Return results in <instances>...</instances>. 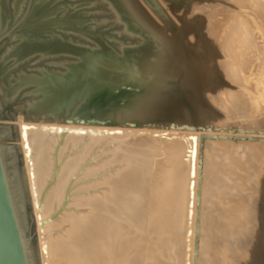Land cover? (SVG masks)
<instances>
[{"label": "bare ground", "instance_id": "6f19581e", "mask_svg": "<svg viewBox=\"0 0 264 264\" xmlns=\"http://www.w3.org/2000/svg\"><path fill=\"white\" fill-rule=\"evenodd\" d=\"M209 1H212V0H209ZM230 2L235 4L236 5L235 7H239L240 9H245L246 12H248L246 16L247 18H245L243 15H240L239 14L240 11L238 12V14H236L237 12L235 13L234 8L232 10V8L227 7L222 10L221 9L222 6L225 5V4L224 5L222 4V6H220L221 8L218 7L220 9V11H218L219 9H217L218 12H215L214 9H213L214 12L210 11V13L209 11L208 13L207 11H204V14L202 15L203 16L205 15L204 18L208 20L207 22L208 24L206 23L207 25L206 24L203 25L204 29H201L202 26L200 27V29L197 28L199 27L198 23L197 24L194 23L198 26L197 27L195 26L192 28V26L194 25L192 24L190 25L191 26L189 28L190 30H188L189 25L187 23V26L186 25L185 26L187 27L186 30H188V34H186L184 38H187V37L188 38L185 39L184 41L182 40L179 41L177 38L178 41L175 40V43L177 45L178 43L179 44L183 43L182 45L184 47V51H181L182 50L181 47H180L181 50H179L178 48L179 52L180 51L184 52L182 54H179L178 52V54L182 56V59L184 61L182 62L184 63L183 65H186V64L194 65L196 63L204 64L201 66L199 70L195 71L196 74L206 73L205 75H207L209 79L210 78L211 79L223 78L222 75H217V76L214 75L219 70L220 71L224 70L225 73L227 74V78L225 77L227 80L223 78L225 81H227V83L225 84L222 82L225 85H223L222 83L217 84V82H219L218 79H217L218 81L214 80V84H217L220 86L221 84L223 85L218 88L217 87L215 88V86L213 87V89L215 88V90H213V93H218L217 94L218 99L216 98L217 101H214L216 102V104H214V107H213V108L215 107L218 108L217 110H215L216 112L214 111L215 115L216 114L218 116L221 115V113L223 112L220 110L222 109L221 106L229 103L231 104V106H234L233 113L231 114L244 112L243 115L245 119L251 120L253 117L250 119V116L251 115L253 116L252 113L254 111H257V112L261 111L263 113L262 115H264V0H230ZM230 2H228V4ZM171 7L172 8H170V10L173 11L172 10L173 6ZM202 15L200 14V16ZM175 18H176V15H175ZM197 19L196 21L198 22ZM175 28H178V27L175 26ZM175 28H173L172 31L175 34L176 33L179 34L180 36L181 32L180 33L175 32L174 31L176 30ZM165 30L167 29L165 28ZM165 30L164 32H166ZM184 32L185 31H183V33ZM182 35H181V39H183ZM207 60L208 62L210 60H213L214 62L208 63ZM179 61L180 60H178V62ZM176 65H181V64L178 63ZM181 67L179 66L180 72H183V70L186 67L184 69L182 67L183 69L182 71H181ZM187 69H189V67H187ZM194 69L190 68V70H188L187 72H183L181 74H179L178 72V75L182 76L181 78H184L186 81V77H188L190 75L189 73L191 72V70L194 71ZM224 71H222V73ZM195 73H193L194 76L196 75ZM217 74H221V73L219 72ZM194 76L192 80L195 79ZM188 78H191V77L189 76ZM185 81L183 82L185 83ZM186 83L187 84H184V85H186L185 87H188L187 86L188 79ZM197 84H198V81H197ZM211 84H213V82ZM190 86H194V84L190 85L189 83V88H188L189 91H190V88H193ZM208 86L209 84L207 86L205 85L204 87H208ZM195 92H194V95H195ZM189 96L192 99L193 96L191 95ZM195 96L198 97V95H195ZM209 96L210 94L207 96L208 99H209ZM181 99L182 98H180V100ZM183 99H184V96H183ZM186 99L190 100L188 98ZM177 100H175L173 103L171 99V102L173 103V105L177 103L176 102ZM190 101H187V102L193 103V101L191 102ZM211 104H212L211 106H213V101ZM169 105L171 104L169 103ZM251 105L253 106V110L249 111L248 107ZM192 106L194 105L192 104ZM185 108L183 109L186 110ZM224 108L223 109L226 110L228 114L232 112L230 111L231 109H229L228 106ZM183 109L181 108L182 111H184ZM188 111H191V109ZM185 112L184 114H186ZM173 114L171 115V112H170V115L172 117L175 116ZM180 114H182V112H180ZM197 115H199V113H197ZM165 116L167 115L165 114ZM163 117L164 116H162L161 118L163 119ZM178 117H176V119L180 118ZM176 119L175 121H177ZM219 119L221 118L219 117L216 120H214L215 123L212 122L213 123V124L211 123L212 125H209L205 122L201 123L204 119L203 120L201 119V121H199L198 123L193 122V120L192 122L191 120L190 122L187 120L186 122H189L187 126H190V127L194 126L196 128H201L202 126L204 127V125L209 126V128H206L204 133L201 135L198 132L192 133V132L187 131L186 129H182V128L174 129L172 127H163V128L132 127V128H129V127H119V126L25 122L22 117H19L17 121V125L21 130L19 141L21 142L20 146L22 149V153H23L24 161H25V167H26V172L24 173H26L27 176L26 177L24 176L25 183H23V178L22 179L19 178L18 172H17L18 168H16V153L17 152H15L14 149L12 148H8L9 149L8 153L11 155V158H12V162H11L12 169H11L9 176H10L11 187H13L12 190H13L15 205L17 206L16 209H17L18 217L22 225V231H23V235L25 238V243L27 246L30 263L39 264L38 261L40 260V264H117L119 258L120 259L123 258V261H125L124 258H127V260L123 264H149L150 259H151V257H149L150 254H154V255L156 254L159 258L157 257L158 259H155L156 260L155 264H180L179 260L181 259V256H182V253H181L182 245H179V243L185 241L184 240L185 236L189 233L192 227L194 228V231H197V226H198L197 222L199 221V233L200 234H199V248H198L197 257H199L200 261L196 264H201V257L204 258V256H201L202 251L204 250L203 246H204L205 239L207 238V236L204 234L205 229L203 230V228H205L204 227V221H205L204 212L206 211V209L204 211V206L205 208H207V206L205 205L206 196L208 194H212V192H210V189H209V192H207L206 190L207 186L212 183V180L216 181L215 183H217L218 181H221V179L223 178H224L223 179L224 182L221 181L220 183L223 182L224 185H226L228 184V182L230 181L229 179L231 178V177L227 178L226 174L225 175L222 174L224 175V177L222 175H221L222 177L220 175L218 177V174L221 173L218 170L219 173L215 174L217 176L214 177L212 175L214 177L212 180L207 179L208 177L207 174H209L210 172L208 166L209 164L211 165L213 161H215L213 160L212 163H210L211 159L210 160L208 159V158H212L211 154L209 155V153L211 152V149L209 151L210 147L208 148V146L212 144L213 146L211 147L213 151L214 150L220 151V148L229 149L232 147L228 148V146H233V147H236L238 151L244 148L245 150H248V151H252V152L256 151L258 153H261V156L264 155V130L263 129H259L254 126H253L254 128H250L249 125L248 127H246L247 125L243 126V124H241L242 126L234 125V124L232 125L231 123L227 124L229 121L223 122L224 121L223 119L222 120H219ZM180 121H182V119ZM259 121L260 123H262L264 121V116L262 117V119H259ZM167 122H174V119H172V121L170 119V121H167ZM241 122L243 121L241 120ZM233 123H236V122H233ZM3 130H5L3 132V139L5 138L7 140L8 138H10L12 130L10 129V127H6ZM93 133L98 134L101 137L111 136L114 138L117 137V139L119 138L121 140L120 147L118 148V150H120V154H117V155H121L120 159L124 165V169H122V171H119L118 174L115 176V178H112V180L109 183L110 191L108 192V194H105L103 197L98 196V195H93L90 193V191L88 193L87 191L90 189L89 186H84L83 188H80L81 191H79V193L75 195V192H74L75 188L72 186L73 179L71 180V178L74 176L75 172L77 171L76 167L79 166L84 155L83 156L80 155L78 158H74V159L71 158L66 162L62 160L63 159L62 156L64 154L63 149L59 152L60 153L59 156L56 155V151H58L57 150L58 146H60V143H59L60 140L58 139L59 140L58 141L55 138L56 136L57 138L59 137L62 140L65 137V134H68L69 136L68 138L74 139L77 145L78 141L81 140V137L83 135H86V134L92 135ZM203 135H209L210 138L206 139L204 142V145L202 146L201 137ZM162 136H171V137L174 136L176 138H180V140L176 141L175 148L169 149L167 145L162 142ZM238 139H246V140H238ZM99 140H101V138H99ZM225 142L227 143L226 145H225ZM191 149L194 150V156L192 157L189 154ZM231 150L233 151L234 149H230V151ZM227 151L226 153H224L225 155L224 160L223 161L221 160L223 163V166L221 169L222 173H223V168H226L232 172L231 175L238 176L237 174H239L243 170H246L247 167L244 166L246 163L245 164L239 163L240 162L238 159L239 157L235 158V156L233 157L232 152L228 153ZM237 152H236V156L239 155V154L237 155ZM243 152L244 151H242V153ZM219 160L215 161L216 165H217V161ZM60 161H62L61 171H59L58 169V164H60ZM222 163L220 162L219 166L220 164L222 165ZM211 171H212V168H211ZM214 171H212V173H214ZM87 174L88 172L85 173V175ZM209 178H211V176ZM53 180L56 182L54 183ZM235 181H237V179ZM68 182L69 184L67 185ZM238 183L239 182H237L236 186L240 187L241 185H238ZM262 186L264 188V183L260 185V187ZM241 187H243V185ZM213 188H215L213 189L215 193H218L216 192V190L219 189V186H217L216 184V186L214 185ZM26 189L29 192L30 196L27 195ZM225 190H227V188ZM228 191H231V190H228ZM147 192H148V195L150 196V199H152L151 202L153 203V205L151 207L153 208H152V211L149 210V212H146L148 213L146 215L145 214L144 215L135 214L137 218L142 222L143 228L146 229L144 232L140 233V230H141L140 227H138L134 223L135 217L132 219L133 221L132 224H130L131 222H129L128 224L124 222L122 223L121 219H123V217L120 216L121 215L120 212L122 213V216L123 215L132 216L135 212L134 210L139 207V204H141L139 202L141 196ZM226 192L227 191H225V193ZM259 193L261 195L262 193L261 190ZM221 194H222V190H221ZM231 194L232 193L228 195H231ZM222 195H219V196L221 197ZM228 195L226 197H230ZM28 196L30 197V199L28 198ZM199 196H200V199H199ZM226 197L224 196L225 199H227ZM262 197L259 198L258 201L261 203V206H262L261 207L262 210L260 211V214L263 218L262 221H264V198ZM73 198L74 200H72ZM212 198L213 197L209 199H212ZM224 198H222V200ZM229 199H231L232 201L234 198L232 199L230 197ZM71 200H72V203L70 204ZM214 200L215 199L211 201H214ZM231 201L227 200V204H224V205L225 206L228 205L229 208L235 209V212L237 211V214L241 210L243 213L242 212L239 213V215H237V218L239 217L241 218V216L244 213L246 212L248 213L250 209L251 210L253 209V208H250L251 206L249 204H246V206L249 205L250 207L248 206L246 207V209L243 210L244 206L241 204L244 200L241 201V203L238 202V205L236 204L234 207H232L234 203L232 204ZM235 201L233 200V202ZM207 202H210V201H208L207 199ZM254 202L255 201H253V203ZM28 203L33 208V214H34L33 216L35 217V220H36L34 223H36V226H37L36 227L37 237H38V242L40 245L39 253H38V250L36 251V249L33 247L32 239L30 238L32 231L29 226V224L31 223H29L30 214L28 213ZM55 205H57L56 211L54 209ZM68 209L72 212L66 213ZM61 211L65 212L66 214L64 213L65 215L62 216ZM212 212H213V209H212ZM211 213L210 214L208 213V214L211 215ZM58 214L61 219L58 222H53L54 216ZM206 216L208 217V215ZM228 217L231 219L232 215L230 214ZM188 221L191 222L192 224L190 225V230H189V227L187 226L185 228L184 227L181 228L184 224L188 223ZM240 221L237 219L235 221V224L239 225ZM218 222L221 223L222 221L221 222L218 221ZM213 223H216V222L213 221ZM206 225L208 226V224H205V226ZM262 226L264 227V222H262L261 227ZM120 228H123V230H121ZM221 229L224 230V228H221ZM28 231L30 233L29 235L27 234ZM220 232L221 231L219 230V233ZM222 234H225V233H222ZM261 234L263 235V237L261 235L262 240H264V230L262 231ZM158 235L169 236V240H163L157 237ZM251 235L252 234H250L249 236ZM167 241H170L169 245L168 247H166V249H164L163 245ZM231 241H229V243L234 242V241L233 242ZM35 244L37 243H34V245ZM193 247H195V245ZM157 250L159 251V253L156 252ZM117 251L121 253L120 255L121 257L117 256L116 254ZM219 254L221 256V252ZM206 258L209 259L210 257H206ZM224 258H226V256ZM176 260H178L179 262L176 263L175 262ZM247 261L248 262L246 264H253L256 261V259H250ZM122 262L119 261V264ZM208 262L209 261H207V264ZM211 262H213V260Z\"/></svg>", "mask_w": 264, "mask_h": 264}, {"label": "water", "instance_id": "95a60500", "mask_svg": "<svg viewBox=\"0 0 264 264\" xmlns=\"http://www.w3.org/2000/svg\"><path fill=\"white\" fill-rule=\"evenodd\" d=\"M144 1L175 27L157 0ZM176 56L139 0H0V120L198 132L158 120L186 94L171 73ZM3 150L0 142V264H31Z\"/></svg>", "mask_w": 264, "mask_h": 264}, {"label": "rangeland", "instance_id": "374dc122", "mask_svg": "<svg viewBox=\"0 0 264 264\" xmlns=\"http://www.w3.org/2000/svg\"><path fill=\"white\" fill-rule=\"evenodd\" d=\"M158 1V3L161 5V7H162V9L164 10V12H165V14L168 16V18L170 19V21L173 23V25L174 26H176V27H178V28H175V27H173V26H167L166 25V22L158 15L157 16V14L150 8V6L146 3V1H144V0H139V3H140V5L146 10V12H147V14L149 15V17L152 19V20H154V22L155 23H157L160 27H161V29L163 30H165V28L167 29V30H165L166 32H164V30H163V32L168 36V38H170L171 40H172V43L174 44L175 43V40L176 41H180V40H182V41H184L185 39H187V38H184V36L186 35V34H188V30H190L189 28L191 27L190 25H192V24H194V23H198V25H199V27H197L198 25H196V24H194L193 26H192V28L193 27H197V28H199L200 29V27H201V29H204V27H203V25H205L207 22H208V20L206 19V18H204V16L202 15V14H204V11H207V13H208V11H209V13H210V11L211 12H214V10H215V12H218V11H220V9L219 8H221L220 6H222V4L225 6H222V10L223 9H225V8H232V10H233V8H234V10H235V13L236 14H238V12L240 11V15H243L245 18H247L246 16H247V14H248V12H246V10L245 9H240L239 7H235L236 5L235 4H233L232 2H230V0H212V1H209V0H206V1H196V2H194V3H191V4H188V5H186V6H183V7H180V8H178V7H176L170 0H157ZM164 1H165V3H164ZM164 4H163V3ZM222 2V3H221ZM228 2H230L229 4H228ZM216 3V4H215ZM218 3H219V5H218ZM221 4V5H220ZM230 4H231V6H230ZM216 5H217V7H216ZM232 5H233V7H232ZM171 6H173V11H171L170 10V8H172ZM200 6H202V7H200ZM212 6H214V7H212ZM230 6V7H229ZM198 7V8H197ZM212 7V8H211ZM219 7V8H218ZM203 8V9H202ZM236 8H237V10H236ZM239 8V9H238ZM210 9V10H209ZM214 9V10H213ZM217 9H219L218 11H217ZM176 12H175V11ZM187 10V11H186ZM184 11H185V13H184ZM243 11V12H242ZM245 11V12H244ZM198 12V13H197ZM203 12V13H202ZM168 13H170V14H168ZM177 13V14H176ZM197 13V14H196ZM172 14H173V16H172ZM192 14V15H191ZM200 14L203 16H200ZM245 14V15H244ZM175 15H176V18H175ZM180 16V17H179ZM185 16V17H184ZM196 16V17H195ZM198 16H200V17H198ZM191 17V18H190ZM197 17H198V19H197ZM173 18H175V19H173ZM203 18V19H202ZM184 19V20H183ZM196 19L198 20V22L196 21ZM207 21H206V20ZM187 20V21H186ZM191 20V21H190ZM203 21V22H202ZM206 21V22H205ZM176 22V23H175ZM181 22H183V23H181ZM186 22V23H185ZM205 22V23H204ZM187 23H188V30H186L187 29ZM199 23H201V24H199ZM203 23V24H202ZM208 24V23H207ZM206 24V25H207ZM186 25V26H185ZM180 27V28H179ZM182 27V28H181ZM184 27V28H183ZM186 27V28H185ZM173 28H175L176 30H174L175 32H178V33H180V36H179V34H175L172 30H173ZM180 29V30H179ZM184 29V30H183ZM170 32H169V31ZM179 30V31H178ZM183 31H185L184 33H183ZM173 32V33H172ZM168 33H170V34H168ZM172 34H174V35H172ZM169 35H171V36H169ZM181 35H182V38L183 39H181ZM180 38H179V37ZM173 37V38H172ZM174 38H176V39H174ZM177 38H178V40H177ZM189 40V39H188ZM183 43H181V44H179L178 43V45L175 43V46H176V49H177V54H178V52H179V50H181L180 49V47L182 48V50L181 51H184V47H183V45H182ZM181 45V46H180ZM179 46V47H178ZM178 48H179V50H178ZM202 48V47H201ZM179 52V54H182V53H184V52ZM177 55L176 56V60H175V62H174V64H173V66H172V68H171V73L173 72L174 74H176V75H178V72H179V74H181V73H183V72H187L188 70H190V68H192V69H194V71L193 70H191V72L188 74L191 78H188V77H186V81H185V79L183 78L182 80L183 81H185V83L184 84H187L186 82H187V79H188V87H185L186 88V92H187V94L186 95H183L184 96V99H183V96L181 97V96H179V98L178 97H175V98H173L172 99V102L174 103V101L175 100H177L176 102V104L175 105H173V103L171 102V99H170V101H169V103L171 104V105H169V103L167 102V104H166V107H165V109H164V112L165 113H163L162 114V116H164L163 117V119L160 117L158 120L159 121H161V122H167V121H170V119H171V121H172V119H174V121H175V119H176V117H180L181 119H182V121L183 122H185V121H189L190 122V120H191V122H192V120H193V122H195V123H198L199 121H201V119L203 120L201 123H203V122H205V123H207V124H209V125H212L213 123H215V121L214 120H216L217 118H221V119H219V120H224L223 122H227V121H229L227 124H234V125H241V124H243V126H245V125H247L246 127H248V125H249V127L250 128H254V127H256V128H259V129H263L264 130V121L262 122V123H260V121H259V119H262V117L264 116V115H262L263 113L261 112V111H259V112H257V111H254L252 114H253V116L251 115L250 116V119L253 117V118H255V119H251V120H246L245 119V117H244V112L243 113H234V114H231V113H233V110H234V106H231V104H229V103H227L226 105L224 104V105H222L221 106V108L222 109H220V107H219V109L221 110V111H223L222 113H221V115H215V110H217L218 108L217 107H215V108H213L214 107V104H216V102H214V101H217V94L218 93H213V90H215V88L217 87H221V86H223V85H225L226 83H227V81H225V80H227L226 78H227V74L225 73V71L224 70H222V71H224L223 73H222V71H218V70H216V71H218L217 73H221V74H217L216 72V74H214L215 76H217V75H222L223 76V78L225 79H223V78H216V79H209L208 78V76L207 75H205L204 73H201V74H196L195 73V71H197V70H199L200 68H201V66L202 65H204V64H201V63H196V64H186V65H183L184 63H182V62H184L183 61V59H182V56L181 55ZM180 56V57H179ZM180 59H179V58ZM178 58V59H177ZM178 60H180L179 62H178ZM178 63H180L181 65H176V64H178ZM207 62H208V60H207ZM212 63V62H214L213 60H210L208 63ZM176 63V64H175ZM200 65V66H199ZM179 66L181 67H183V69H182V67H181V71L183 70V72H180V68H179ZM193 66V67H192ZM198 66V67H197ZM174 67V68H173ZM187 67H189V69H187ZM174 70V71H173ZM176 70V71H175ZM179 70V71H178ZM193 73H195L196 75V77L193 75ZM204 74V75H203ZM199 75H201V76H199ZM203 75V76H202ZM193 76H194V78L196 79V81H195V79L194 80H192V78H193ZM200 78H199V77ZM205 76V77H204ZM221 76V77H222ZM180 77H182V76H180ZM202 77V78H201ZM226 77V78H225ZM203 79V80H202ZM207 79V80H206ZM219 80V82H217V84H219V83H225V84H221V86L220 85H217V84H214V80H216V81H218ZM200 80H202V81H200ZM193 81V82H192ZM197 81H198V84H197ZM208 81V82H207ZM209 81H211V82H209ZM196 84H195V83ZM203 82V83H202ZM213 82V84H211ZM189 83H190V85L192 84H194V86H196V87H194V86H190V87H193V88H190V91H189ZM203 84V85H201V84ZM206 83V84H205ZM216 83V82H215ZM209 84V86L208 87H204L205 85L207 86ZM186 86V85H185ZM198 86V87H197ZM215 86V88L213 89V87ZM201 87H203V88H201ZM195 88V89H194ZM199 90H198V89ZM208 88H209V90H208ZM192 89V90H191ZM196 89H197V91H196ZM203 89H205V90H203ZM211 89V90H210ZM195 92V95H198V97L197 96H195L194 95V92ZM205 91V92H204ZM208 91V92H207ZM211 91V92H210ZM190 92V93H189ZM191 92H192V94H191ZM209 93L210 94V96H209V99H210V101H209V99H208V95L209 94H207V93ZM197 93V94H196ZM199 93V94H198ZM212 93H213V95H212ZM236 94V93H235ZM189 95H191V96H193L192 97V99H191V97L189 96ZM207 95V96H206ZM187 96V97H186ZM189 96V97H188ZM214 98V99H212V98ZM180 98H182L181 100H183V101H181L180 100ZM186 98H188V99H190L191 101H193V103L190 101V100H187ZM217 98V99H216ZM175 99V100H174ZM187 101H190L191 103H189V102H187ZM212 101H213V106H211L212 104ZM210 102V103H209ZM186 105H184V104ZM187 103H188V105H187ZM198 103V104H197ZM206 105H205V104ZM190 104H191V106H190ZM192 104L194 105V106H192ZM203 105V106H202ZM207 105H208V107H207ZM169 106V107H168ZM173 106V107H172ZM182 106V107H181ZM184 106V107H183ZM206 106V107H205ZM215 106H217V105H215ZM228 106V108L229 109H231L230 111H232V112H230L229 114L226 112V110H224L225 108L224 107H227ZM176 107V108H175ZM186 107V108H185ZM192 107V108H191ZM203 107V108H202ZM231 107H233V108H231ZM172 108V109H171ZM181 108L183 109V108H185L186 110H184V111H182L181 110ZM224 108V109H223ZM190 110L191 109V111H188V110ZM194 109V110H193ZM213 109V110H212ZM169 111V113H168V111ZM193 110V111H192ZM210 110V111H209ZM247 110V109H246ZM248 110L249 111H252L253 110V106L251 105V106H249L248 107ZM176 111V112H175ZM182 112V114H180V112ZM186 111V112H185ZM189 113H188V112ZM194 111H195V113L197 112V113H199V115H197V113H196V115H195V113H194ZM215 111V112H214ZM229 111V110H228ZM170 112H171V115L173 114V115H175V116H171L170 115ZM173 112V113H172ZM184 112L186 113V114H184ZM192 113V114H191ZM165 114L169 117H167V116H165ZM258 114H260V115H258ZM170 115V116H169ZM182 115V116H181ZM185 115V116H184ZM193 117H192V116ZM201 115V116H200ZM239 115V116H238ZM187 116V117H186ZM200 116V117H199ZM213 116V117H212ZM215 116V117H214ZM223 116H225V117H223ZM234 116V117H233ZM238 116V117H237ZM19 117H22L23 119H24V115H22L21 114V116L20 115H17V121H18V119H19ZM171 117V118H170ZM178 117V118H179ZM185 117V118H184ZM223 117V118H222ZM231 117H232V119H231ZM240 117V118H239ZM166 118H168V119H166ZM176 119L177 121H180L181 119ZM192 118V119H191ZM185 119V120H184ZM243 121V122H241V120ZM197 120V121H196ZM233 120V121H232ZM235 120V121H234ZM245 120V121H244ZM252 120H254V121H252ZM182 121H180V122H182ZM210 121V122H209ZM232 121V122H231ZM238 121V122H237ZM259 121V122H258ZM209 122V123H208ZM213 122V123H212ZM233 122H236V123H233ZM240 122V123H239ZM7 123V124H6ZM14 123V124H13ZM212 123V124H211ZM253 123V124H252ZM9 124V125H8ZM251 124V125H250ZM262 125V126H260V125ZM16 125V126H15ZM242 126V125H241ZM254 126V127H253ZM6 127H10V129L12 130L11 131V136H10V138H8L7 140L4 138L3 139V132L5 131V130H3V129H5ZM260 127H262V128H260ZM0 142H1V146H2V149H4L2 152H3V157H4V160H5V162H6V165H7V168H8V172H9V175H10V172H11V169H12V165H11V162H12V158H11V155L8 153V148H12V149H14V151L15 152H17L16 153V168H18L17 169V172H18V176H19V178H23V183H25L24 181H25V177L27 176V174L26 173H24V172H26V167H25V161H24V156H23V153H22V149H21V146H20V141H19V137H20V128L18 127V125H17V122L16 121H3V120H0ZM17 128V129H16ZM206 128H209V126H206V125H204V127L202 126L200 129H199V131H198V133L199 134H203L204 133V131L206 130ZM69 136H68V134H65V137L61 140V138H57V136L55 137L58 141H59V143H60V146H58V151H56V155H60V151L63 149L64 150V154H63V161L64 162H66V161H68L69 159H74V158H78L80 155H84L83 156V158H82V161L80 162V164H79V166L78 167H76V172H75V174H74V176L71 178V180L73 181L72 183H73V187L75 188V190H74V192H75V195H77L78 193H79V191H81L80 190V188H83L84 186H89L90 187V189L87 191L88 193H89V191H90V193L91 194H93V195H98V196H104L105 194H108V192L110 191L109 190V183H110V181L112 180V178H115V176L118 174V172L119 171H122V169H124V165H123V163L121 162V159H120V157H121V155H117V154H120V150H118V148L120 147V144H121V140L118 138L117 139V137L116 138H114V137H111V136H105V137H101L100 135H98V134H95V133H93L92 135H88V134H86V135H83L82 137H81V140H79L78 141V144L76 145V142H75V140L74 139H69L68 138ZM99 138H101V140H99ZM178 140H180V138H176V137H171V136H162V142L164 143V144H166L167 145V147L170 149H173V148H175L176 147V145H175V143H176V141H178ZM220 142V141H219ZM222 142V141H221ZM227 143L225 142V145H226ZM201 145L203 146L204 144H202V142H201ZM211 146H213L212 144H210L209 146H208V148H209V151H210V149H211V152L209 153V155L211 154V156H212V158H214V159H212V158H208V157H210V156H208L207 158L210 160V163H212V161L213 160H219L221 163H222V161L224 160V153H226V151L227 150H229V151H227L228 153L229 152H232L233 153V157L235 156V158L236 157H239L238 159H239V163H242V164H245L244 166H246L247 168H246V170H243L242 172H240L239 174H237L238 176H235V175H231V171L230 170H228V169H226V168H223V173H222V166H223V163H222V165L220 164V166H219V161H217V165H216V162L215 161H213V165L211 164H209V170H210V172H209V174H207L208 175V177H207V179L208 180H212L215 176H217V175H215V174H218L219 172H218V170L221 172V173H219L218 174V177H219V175L221 176L222 174H226V177L228 178V177H231L228 181L232 184H230L228 181V184H226L227 185V187H226V185H224V181H223V179H221V181H223L222 183H220L221 181H218L217 183H215L216 181H213L212 180V183L210 184V185H208L207 186V192H209V189H210V192H212V194H208L207 196H206V201H205V205L207 206V208H205V206H204V211H205V209H206V211L204 212L205 213V215H204V227L205 228H203V230L205 229V231H204V234L207 236V238L205 239V242H204V246H203V251H202V255L201 256H204V258L203 257H201V264H207V261H209L208 262V264L209 263H211V264H246L248 261L247 260H250V259H256V261L253 263V264H264V240H262V237H263V235L261 234L262 233V231L264 230V227L262 226L261 227V225H262V222H264V221H262V216H261V214H260V211L262 210V206H261V203L258 201L259 200V198H261L262 196V198H264V188H263V186L262 187H260V185H262L263 183H264V155H262L261 156V153H258V152H256V151H248V150H245L244 148V150L242 149H240L239 151L236 149V147H233V146H228V148L229 147H232V148H229V149H227V148H220V151L218 150H214L213 151V149H212V147ZM225 151H223V150ZM230 149H234L233 151L231 150L230 151ZM216 151V152H215ZM239 153H238V152ZM242 151H244L243 153H242ZM236 152H237V155L238 156H236ZM222 153V154H221ZM245 153H246V155H245ZM258 153V154H257ZM55 154V153H54ZM190 155H191V157L192 156H194V150H192L191 149V151H190V153H189ZM213 154V155H212ZM216 154V155H215ZM218 154H220V155H218ZM244 154V155H243ZM247 154H249V155H247ZM243 155V156H242ZM18 156V157H17ZM214 156V157H213ZM242 156V157H241ZM257 157V158H256ZM261 157V158H260ZM216 158V159H215ZM218 158V159H217ZM223 158V159H222ZM246 159H247V161H246ZM251 159V160H250ZM260 159V160H259ZM222 160V161H221ZM19 161V162H18ZM251 161V162H250ZM262 162V163H261ZM61 163H62V161H60V164H58V169H59V171H61L62 170V165H61ZM20 165V166H19ZM217 167H216V166ZM213 166V167H212ZM20 167V168H19ZM61 167V168H60ZM146 168V167H145ZM211 168H212V171H217V172H215L214 171V173H212V171H211ZM258 168V169H257ZM25 170V171H23V170ZM214 169V170H213ZM20 170V171H19ZM227 170V171H226ZM88 172V174L87 175H85V173H87ZM224 172H226V173H224ZM228 172H229V174H228ZM60 173V172H59ZM211 173V174H210ZM194 175H195V173H194ZM214 177H213V176ZM224 175H222L223 177H224ZM242 175V176H241ZM23 176V177H22ZM25 176V177H24ZM211 176V178H209ZM221 176V177H222ZM241 176V177H240ZM76 177V178H75ZM239 177V178H238ZM234 179V180H233ZM237 179V181H235ZM234 181V182H233ZM240 181H242V182H240ZM53 182L55 183L56 181H54L53 180ZM52 182V183H53ZM226 182V183H227ZM237 182H239L238 183V185H243V187H239V186H236L237 185ZM234 183V184H233ZM240 183H242V184H240ZM69 184V182L67 183V185ZM216 184H217V186H219V189H217L216 190V192H218V193H215V191L213 190V189H215V188H213V186L215 185L216 186ZM247 185V186H246ZM235 186V187H234ZM246 186V187H245ZM227 188V190H225L226 188ZM233 187V188H232ZM25 188H26V186H25ZM218 188V187H217ZM235 188H237V189H235ZM244 188V189H243ZM212 189V190H211ZM221 190H222V194L224 195V193H225V191H227L226 193H225V197L228 195V194H230V193H232L231 195H228V196H230L234 201L235 200H237V201H235V202H233V200L231 201V199H229L230 197H226L227 199H225L224 198V196L221 194ZM228 190H231V191H228ZM258 190V191H257ZM260 190H261V195H260ZM26 191H27V189H26ZM223 191H224V193H223ZM247 191H248V193H247ZM214 192V193H213ZM220 192V193H219ZM27 193V195H29V192L27 191L26 192ZM247 193V194H246ZM216 194V195H215ZM218 194V195H217ZM219 195H222L221 197L219 196ZM247 195V196H246ZM249 195V196H248ZM30 196V195H29ZM28 196V198L30 199V197ZM217 197V198H215V197ZM244 196V197H243ZM211 198V197H213L212 199H209V198ZM235 197H236V199H235ZM237 197H239V198H237ZM27 198V199H28ZM75 198V197H74ZM74 198L72 199V200H74ZM222 198H224L223 200H222ZM242 198V199H241ZM252 198V199H251ZM28 199V200H29ZM207 199H208V201H210V202H207ZM213 199H215L214 201H211V200H213ZM217 199V200H216ZM72 200L70 201V204L72 203ZM151 200L152 199H150V196L148 195V192L147 193H144L142 196H141V198H140V203L141 204H139V207L137 208V209H135L134 211V214L131 216V215H123L122 216V213L120 212V216L121 217H123V219H121L122 220V223L124 222V223H126V224H128L129 222H131L130 224H132V219L135 217V221H134V223H135V225H137L138 227H140V233H142V232H144L146 229H144L143 228V225H142V222L137 218V216L135 215V214H142V215H146V214H148V213H146V212H149V210L150 211H152V208L153 207H151L152 205H153V203L151 202ZM221 200V201H220ZM227 200H230L231 201V203L233 204L234 203V205H232V207H234L236 204L238 205V202L239 203H241V201H243L242 202V204L241 205H243L244 207H243V210L244 209H246V207H248L249 205L251 206H249L250 208H253L252 210L250 209L249 210V212L246 214V213H244L242 216H241V218L239 217V218H237V215H239V213H241L242 211L240 210H238L239 212H238V214H237V211L235 212V209H233V208H229L228 207V205H224V204H227ZM247 201H248V203H247ZM253 201H255L254 203H253ZM213 202V203H212ZM226 202V203H225ZM244 202H246V203H244ZM209 203V204H208ZM211 203V204H210ZM246 204H249V205H247L246 206ZM214 205H216V206H214ZM211 206V207H210ZM213 206H214V208H213ZM150 207H151V209H150ZM210 207V208H209ZM223 207V208H222ZM56 208H57V205H55V211H56ZM68 208V207H67ZM209 208V209H208ZM212 209H213V212H212ZM219 210H220V212H219ZM224 210V211H223ZM237 210V209H236ZM54 211V212H55ZM64 211V210H63ZM63 211H61V215L62 216H64L66 213H69V212H72V211H70L69 209L67 210V212L65 213V212H63ZM251 211V212H250ZM253 211V212H252ZM53 212V213H54ZM212 212V213H211ZM223 212H224V214H223ZM28 213L30 214V221H29V223H31V224H29V226H30V229H31V236H30V238L32 239V245H33V247L36 249V251L38 250V253H39V242H38V237H37V226H36V223H34L36 220H35V217L33 216L34 214H33V208L30 206V204L28 203ZM65 213V214H64ZM211 213V215H209V214ZM218 213V214H217ZM220 213V214H219ZM229 213V214H228ZM234 213H236V214H234ZM243 213V212H242ZM224 216H223V215ZM227 214V215H226ZM232 215V218L230 219L228 216L229 215ZM246 214V215H245ZM259 214V215H258ZM206 215H208V217L206 216ZM219 215V216H218ZM128 216H129V218H128ZM210 216V217H209ZM211 216H213V217H211ZM215 217V218H214ZM233 217H235V218H233ZM247 217V218H246ZM55 218V219H54ZM54 218H53V222H58L61 218H60V216H59V214L58 215H56V216H54ZM208 218V219H207ZM213 219V221L214 222H216V223H213V221H212V219ZM220 218V219H219ZM227 218H228V220H227ZM210 219V220H209ZM218 219V220H217ZM224 221H223V220ZM239 220L240 221V219H241V221L239 222L240 224L239 225H236L235 224V221L236 220ZM249 219V220H248ZM124 220V221H123ZM208 220V221H207ZM234 220V221H233ZM218 221H222L221 223H219ZM243 221V222H242ZM261 221V222H260ZM206 222V223H205ZM219 224H218V223ZM225 222V223H224ZM248 222H249V224H248ZM210 223V224H209ZM213 223V224H212ZM223 223V224H222ZM227 223H229V224H227ZM233 223H234V225H233ZM246 223V224H245ZM205 224H208V226L206 225L205 226ZM189 225V226H188ZM190 225H192L191 224V222H189L188 221V223H186V224H184L181 228H185L186 226L187 227H189V230H190ZM229 226V228H228V226ZM232 225V226H231ZM246 225V226H245ZM258 227H257V226ZM223 226V227H222ZM241 228H239V227ZM248 226V227H247ZM213 229H212V228ZM236 227V228H235ZM210 228V229H209ZM221 228H224V230L223 229H221ZM260 228H261V230H260ZM121 230H123V228H120ZM251 229H252V231H251ZM214 230V231H213ZM219 230L221 231L220 233H219ZM227 230V231H226ZM238 230V231H237ZM245 231V232H243V231ZM247 230V231H246ZM210 232V234H209V232ZM216 231V232H215ZM223 231V232H222ZM225 231V232H224ZM230 231V232H229ZM251 231V232H250ZM212 232V233H211ZM243 232V233H242ZM254 232V233H253ZM258 233V235H257V233ZM222 233H225V234H222ZM236 233H238V234H236ZM241 233V234H240ZM256 233V234H255ZM27 234L29 235L30 233H29V231L27 232ZM200 233H199V231H198V229H197V231H194V228L192 227L191 228V230L189 231V233L185 236V241L184 242H180L179 243V245H182V247H181V253H182V256H181V259L178 261V260H176L175 262L176 263H180V264H196V263H198L199 261H200V259H199V257H197V256H195V254H196V248L195 247H193L194 245H195V242H196V237H197V235H199ZM211 234H213V235H211ZM236 234V235H235ZM250 234H252L251 236H249ZM253 234H254V236H253ZM209 235V236H208ZM224 235V236H223ZM227 235V236H226ZM238 235V236H237ZM255 235H256V237H255ZM261 235H262V237H261ZM205 236V237H206ZM212 236H214V237H212ZM219 236V237H218ZM235 236V237H234ZM237 236V237H236ZM157 237H159V238H161V239H163V240H169V236H164V235H158ZM187 237V238H186ZM230 239H228V238ZM239 237V238H238ZM248 237V238H247ZM30 238H28V239H30ZM225 240H224V239ZM238 238V239H237ZM216 239V240H215ZM227 239V240H226ZM233 239V240H232ZM243 239V240H242ZM255 239V240H254ZM208 240H210V241H208ZM232 240V241H231ZM33 241H34V243H37V244H35L34 245V243H33ZM229 241H231V242H233V243H229ZM169 242L170 241H167V242H165L164 243V245H163V248L164 249H166V247H168V245H169ZM213 242V243H212ZM217 242V243H216ZM226 242V243H225ZM241 242V243H240ZM215 243H216V245H215ZM245 243V244H244ZM229 244V245H228ZM256 244H257V246H256ZM210 245V246H209ZM216 247H215V246ZM254 245V246H253ZM213 247V248H212ZM224 247H226V248H224ZM193 248V249H192ZM259 249V250H257V249ZM119 250V249H118ZM241 251V252H240ZM156 252H158L159 253V251L157 250ZM221 252V256H220V253ZM228 252V253H227ZM239 252V253H238ZM261 252V253H260ZM206 255H205V254ZM116 254H117V256H119V257H121L120 255H121V253H119V251H117L116 252ZM242 254V255H241ZM244 254V255H243ZM193 255V256H192ZM226 256V258H224L225 256ZM220 256V257H219ZM231 256V257H230ZM149 257H151V259H150V262H149V264H155V259H158L159 257L155 254H150V256ZM158 257V258H157ZM206 257H210L209 259L208 258H206ZM206 258V259H205ZM212 258V259H211ZM221 258V259H220ZM260 258H261V260H260ZM205 259V260H204ZM123 261V258H119V260H118V263L117 264H119V261L120 262H122ZM124 260L126 261L127 260V258H124ZM213 260V262H211ZM258 260V261H257ZM125 261H123L122 263H120V264H123ZM196 261V262H195ZM204 261V262H203ZM206 261V262H205ZM223 261V262H222ZM39 262V264H40V260L38 261ZM240 262V263H239Z\"/></svg>", "mask_w": 264, "mask_h": 264}]
</instances>
